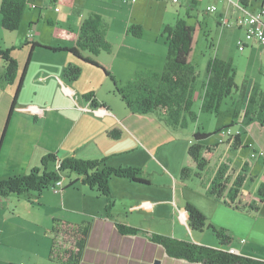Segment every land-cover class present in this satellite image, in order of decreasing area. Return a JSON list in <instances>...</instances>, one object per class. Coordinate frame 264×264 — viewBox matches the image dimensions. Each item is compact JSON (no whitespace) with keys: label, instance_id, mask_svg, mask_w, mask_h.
<instances>
[{"label":"rangeland","instance_id":"obj_1","mask_svg":"<svg viewBox=\"0 0 264 264\" xmlns=\"http://www.w3.org/2000/svg\"><path fill=\"white\" fill-rule=\"evenodd\" d=\"M72 1L74 5L75 1H77L78 3L76 6L83 7V12L85 14L90 11L88 8L91 9L88 6H85L87 5V0ZM141 1L144 4L143 10L141 11V18L144 22L140 25L143 27L144 33L147 37L144 41H138V43L143 44L150 40H155L156 37H158L155 27L158 23L163 21H165L166 26L168 24L172 25L177 19L182 18L186 20L190 26L195 28L194 46L190 61L197 67L199 73L197 79V91L195 93V103L193 106V110L198 114V121L190 123L189 127L182 133L174 134L167 128L169 134H171L175 140L164 143L156 155L150 154L147 151H142L141 149L137 150V148L134 150L136 146H133L135 145L134 142L130 141L129 151L131 150L133 152H130L129 154L128 151V153L124 155L122 158L124 162L123 164H119V167L131 166L141 168L144 171V177L148 178L152 185H138L127 179L121 180L114 178L113 181L115 182L114 187L116 190L125 191L130 195L139 197V205L142 204L141 208L128 210L127 213L121 212L120 214L117 212L119 214L117 217L124 221L125 223H122L126 225L141 228L142 231L146 232L147 238L151 237L152 234L173 235V237L178 239L217 249L228 250L229 248H232L238 252H243L242 255H246L245 253L256 254L255 256L248 257L264 260V203L261 204L259 202V195L257 193L259 185L264 182V161L262 159H252V167L249 172L250 177L244 187L243 196L241 197L243 204L247 205V207L249 206L247 211L230 208L225 204L224 200L218 201L211 199L206 192L219 165L226 160L228 163L230 162L233 170L238 171V168L242 165V159H246L248 156L251 157L248 148H243L239 151L231 149L230 152L225 148H221L212 155L209 170L202 173L200 177L196 176L194 167L191 169V176L186 180H181L180 175L182 168L190 164V162H188V147L191 140H194L193 134L197 130L212 133L213 136L204 142V144L220 143L226 138V135L215 133L216 130L231 124L233 120L234 107L232 104L233 101L230 98L225 100L219 115L201 111L202 99L200 94L202 91V84L206 80L208 61L214 57L231 59L237 71L236 82L239 86H241L246 80L251 85L259 84L264 88V56L262 55L260 46L257 44L253 45V41L245 36V31L236 28H225L217 23L219 13L227 9V4H224L219 0H199V3H194L192 0H180V4H174L172 0ZM120 2L121 3L118 4V7L115 8L119 14H122L121 16L127 15L132 11L130 5L123 4L121 0ZM31 3L32 5L36 4L39 9L34 10L36 8L31 7L33 10H26L22 27L17 32H9L1 27V50H7L3 49V43H7L9 49H13L12 53L16 51L17 54H27L29 57L32 46L31 44H20L18 36L22 37L23 35L30 36L29 39H32V36L43 45H45V43H49V45H60L66 40L63 32L67 29L65 25H55V27L52 28L48 25L47 21H41L38 29H35L34 24H31L30 26V19L33 18V15L38 16L40 12L49 14V11L52 10L54 13H58L61 9L63 10V13H66L68 12L67 9L59 6V11L55 12L56 8L54 9V7H52L50 0H31ZM213 5L217 6L219 9L218 12L207 13L208 6ZM47 10L49 11L46 12ZM31 27L35 30H32ZM163 30L161 32L160 44L161 42L162 44L165 43V39L162 36ZM52 32L56 33V39L53 43L50 42L53 40L51 37ZM110 34L112 35L114 33L111 32ZM60 39L64 41L62 42ZM239 39H244V41L249 44L245 51L239 49ZM113 40V43H116L115 38H113ZM15 45L16 47L14 48ZM54 48H56V46ZM164 48L167 53V47L164 46ZM104 53L108 54L106 52ZM64 58L69 57L68 55H65V53H52L47 49L42 50V48L36 47L33 57L34 65L31 70L35 69L42 72V70L48 69L45 66V63L50 62V65H52L56 60H64ZM2 64L4 66V62L0 56V69ZM164 64H160L156 71L162 70ZM23 69L24 67L21 68V71H23ZM1 70L5 75V69L3 68ZM92 72V70L86 71L75 85V88L81 92L83 102L85 101L84 96L86 94L91 92L95 94L101 107L89 109L90 112L94 111L96 114L101 115L102 113L100 111L105 108L108 109L109 114H112L111 111L114 110L113 112H115L118 106L122 107L121 98L115 94V84L120 88H125L132 80H117L113 78L111 72L110 75L112 77L102 75L99 77L96 75L97 77H95V74ZM36 74L37 71L30 72V79L32 78V81L30 82L47 90V93L43 96L40 104L48 107V110H57L62 104L61 96H59L58 99L56 98L57 91L60 89V91L65 93L64 95L66 96L68 94L66 89L67 85L59 79H57L56 83L54 78L41 81L35 76ZM27 88L29 87L25 88L24 95ZM67 96L70 100H74V97L72 98L70 95ZM234 97L238 98V95L234 94ZM26 98L30 99L27 95ZM12 101L13 100H11V102ZM88 103L91 105L90 102ZM11 106L12 103L9 106V112ZM33 108L34 107H32L31 110H33ZM17 111H20V109H17ZM109 114L106 112L105 115ZM251 124L253 123L248 125L237 124L230 127V129L233 133H237L246 128V134H244L243 137L244 143L248 142L251 135H257L259 138L257 139L256 136V139L264 146V127H261L258 122H254V126L256 125V127L248 129V126ZM4 135L5 132L3 133V137ZM75 136L76 131L73 137ZM225 140H227V138ZM111 142L115 143L113 140H111ZM70 144L71 143L68 140L63 149L69 150L67 148L71 146ZM56 156L58 157V161L50 162L49 167L47 168L48 171L56 170L62 161L66 159L64 152L61 151V149L60 153H57ZM35 169H39L40 172L43 171L42 159L39 162V166L32 168L28 174ZM10 177L0 178V181ZM75 178L76 176L74 174L72 175L67 172L63 173L62 180L65 183V187ZM85 188L87 189V187L83 186L81 181H78L73 186L68 187L66 190H70L64 195L62 194L66 190L62 189V191L64 190L63 192L60 191V193L55 194L52 187H50L43 192V195L31 192L30 194H15L8 198H0L1 202H6V210L8 209L7 206L9 204L11 205V209L7 212H2V219L10 228L9 231L7 230L6 239L7 241H9V239L12 241V244H10L9 247H1L0 264H30L26 257L22 258L24 256H22V247H28V252L33 253L32 256L34 257L35 255H38V253H36V251L39 250L38 245L41 246V252H46L47 250L44 246L45 238L41 233L40 225L49 226L53 223L52 221L55 218L57 220H64L81 225L84 221L90 222L92 217H96L95 215L98 210H92L88 214L84 213L86 208H84L83 191ZM98 195L100 196V194ZM187 203H194L193 205L202 211L208 218V225L211 224L218 230L224 231V233L230 237V240L223 243L212 229L208 227L205 228L204 231L191 230L188 224V215L185 210ZM256 205L260 206L258 211L250 209V206ZM85 214L89 219H85ZM1 223L4 222L1 220ZM14 232L18 234L17 239L14 237ZM143 242H141L142 245H144ZM117 244L120 245V242L118 241ZM126 244L131 246L130 242H127ZM140 247L143 246L137 247L136 254L139 258L138 262L134 264H141L140 258H144V260L147 261L146 264H155L157 260L161 261V264H187L184 260L168 257L160 245L150 244L142 249H140ZM115 251H117V249H115Z\"/></svg>","mask_w":264,"mask_h":264},{"label":"trees","instance_id":"obj_2","mask_svg":"<svg viewBox=\"0 0 264 264\" xmlns=\"http://www.w3.org/2000/svg\"><path fill=\"white\" fill-rule=\"evenodd\" d=\"M50 1L52 5H56L58 0ZM137 2L138 0L129 2L124 0V3L130 6L135 5ZM173 3L179 4L180 0L178 3ZM240 3L243 8H247L245 0H240ZM28 4L29 0H2L0 6L2 28L9 32L18 31ZM217 12L218 8L215 13ZM222 18L218 19V24L224 27L221 24ZM110 27L107 18L100 13L91 12L81 24L75 46L53 50L69 52L77 60L97 67L103 70L107 76L112 77L95 60L100 54L104 52L111 53L113 50L114 45L108 39ZM236 29L245 31L241 28ZM194 32L195 28L182 18L177 19L172 25H166L162 33L167 46V56L163 69L160 71H137L132 81L125 88H120L115 84V94L121 98L131 113L155 116L167 128L177 133H182L189 127L190 123L198 121V114L193 110V106L199 73L197 67L190 61L194 46ZM127 34L137 39L143 38L144 29L141 25H131L127 29ZM245 36H247L246 32ZM240 40L244 41V39ZM27 44H31L32 47L20 76L18 74V62L12 56L13 49L5 51L0 49V56L5 69L4 79L9 84H13L18 80L8 120L18 103L33 53L36 47H43L38 42H27L25 45ZM248 46L249 44L246 43L244 49H241L240 46L239 49L245 51ZM81 75L82 67L73 63L69 64L64 71V77L70 82H76ZM236 75L237 71L231 59L214 57L208 61L206 80L202 84L200 94L202 99L201 111L219 115L225 100L229 98L233 101L234 107L231 124L217 129L215 133L231 130L230 127L237 125L239 120H241V124L248 125L252 122H258L264 127V88L258 84H253L250 87L249 82L246 80L239 86L236 82ZM234 94H237L238 98H235ZM84 98L91 103V107H99L93 92L86 94ZM121 136L122 132L117 128L109 132V137L112 139L119 140ZM212 136V133L200 130L193 134L194 140H191L188 147V162L190 164L182 168L181 180H186L191 176L192 167L195 168L198 177L208 171L211 157L220 145H228L234 151L243 148L249 149L248 146L243 144L241 133H232L227 137V140L225 138L220 143H205V145L204 142ZM256 153L257 150L252 148V159L256 157ZM251 158L242 159V165L238 168V171L233 170L230 162L223 161L215 174L213 173L212 182L206 192L208 197L218 201L224 200L230 208L247 211L249 206L243 204L241 197L250 177ZM57 161L58 157L55 154L47 155L42 159V172L35 169L29 174L15 175L0 181V198H8L15 194H30L31 192L41 195L45 190L55 185L56 182L62 180L63 173L67 172L74 174L76 178L63 189L66 190L76 182L81 181L83 185L106 198L105 215L110 217L115 204L110 186V182L114 177L127 179L134 184L151 185V181L144 177V171L141 168L131 166L113 167L107 164V159L66 158L56 170L48 171L47 168L50 162ZM257 193L259 202L263 204L264 182L259 185ZM250 209L258 211L260 206H250ZM185 210L191 230L204 231L208 227L223 243L230 240V237L224 231L218 230L211 224L208 225V218L195 205L187 203ZM115 226L119 234L123 236H136L141 232L139 228L120 222H117ZM92 230V221L74 225L67 221L55 219L52 228L48 230L51 237L50 259L60 264H81ZM150 241L160 245L168 257L192 264H264V260L172 236L152 234Z\"/></svg>","mask_w":264,"mask_h":264},{"label":"crops","instance_id":"obj_3","mask_svg":"<svg viewBox=\"0 0 264 264\" xmlns=\"http://www.w3.org/2000/svg\"><path fill=\"white\" fill-rule=\"evenodd\" d=\"M1 1L2 0H0V6ZM121 1L123 4L128 5L124 3V0ZM219 1L223 2L224 4L226 3L227 9L219 13L217 23L220 17L230 19L245 15V12L238 6H236L238 2L237 0ZM192 2L199 3V0H192ZM77 3L78 2L75 1L74 5L72 0H58L57 4L52 5V7H54L55 9L56 7L60 8L59 6H62V8L65 7L68 12L63 13V10L61 9L58 13H54L52 10H47L46 12L49 11V14L40 12L38 16L33 15V18L30 19V26L31 24H34L35 29H38L41 21H47L48 25L52 28H54L55 25H65L67 29L63 32L66 40H63V42L62 39H60L63 42L62 44L49 45V43H45V45H43L32 36V39H29L30 36L26 35H23L22 37L18 36L20 44L24 43L25 45L30 41L38 42L43 46L39 47L42 48V50L47 49L52 53H65V55H68L69 58H64V60H56V62H54V64L52 65H50V62L45 63V66L48 69L42 70V72H40V70H31L34 65L33 57L36 50L34 51L32 60L29 64V69L25 78L24 85L20 93V97L18 100L19 103L17 105L18 107L16 106V109L15 111H13L9 120V106L12 103L11 100H13L18 81L13 84H9L4 79V74L1 70L4 68V66L3 64L1 65L0 178L28 174V172L32 168H36L37 166H39V162L41 159H43L48 154L56 155L57 153H60V149L64 152V156L66 158L76 157L85 160L107 159L108 165L119 167V164H123L124 162L122 158L129 151L130 141L134 142L135 145L133 146H136L134 150H136L137 148V150L141 149L142 151H147L150 154L156 155L158 153V150L164 143L175 140V138L172 137L171 134H169L167 127L164 126L159 120L158 122L155 116L133 114L122 102V107L118 106L115 112H113L114 110L112 109V114H109L108 109L105 108H101V115L96 114L94 111L90 112L89 109L100 108L101 106L99 105V107H91V105L86 100L84 102L82 101L81 97L83 96L81 92L75 88V85L79 80H77L76 82H70L64 77V71L67 68L66 66L71 63L81 66L82 75L85 74L86 71L92 70V73L95 74V77H99L100 75L106 77L108 76L103 70L75 59L69 52L53 50L55 49V46L56 48L74 47L79 36L81 24L84 19H86L91 12L100 13L104 17H107L111 25L108 39L114 46L111 53H102L98 57H96L95 60L98 61L99 64H101L109 73L111 72L113 78L117 80H132L137 71L158 70L160 64L165 63L167 53L164 46L166 45L165 43L162 44V42L160 44L161 32L165 27V21L158 23L155 27V31L157 32L158 36L155 40H150L149 42L140 44L138 43V41L142 42L147 37L145 33L143 38L137 39L128 35L127 29L131 25H140L144 22V20L141 18V11L143 10L144 6L141 0H138L135 5L131 6L132 11L124 16H121L122 14H119L115 8L118 7V4L121 3L120 0H87V5L85 6L91 8H88V10L90 11L87 14L83 12V7L76 6ZM245 4L247 6L246 9L249 12H255L256 10L259 11L264 8V0H245ZM32 6L33 5L31 3V0H29V4L26 10H33L31 9ZM34 6L36 8L34 10L39 9L36 4ZM1 27L0 14V29ZM31 29L35 30L33 29V27H31ZM111 32L114 34L111 35ZM55 34L56 33L53 32L51 34L53 40H51L50 42L52 43L56 39ZM113 38H115L116 43H113ZM3 44V49H9V45L7 43ZM252 44L254 45L255 43ZM259 46L262 51V55L264 56V47H262L261 45ZM15 47L16 45L14 46V48ZM0 49H2V44L0 45ZM12 54L13 58L18 62V74L20 75L22 72L21 68L25 66L28 56L27 54H17L16 51ZM31 71H37V74L35 76H37L41 81L51 80V78H54L57 83V79H59L61 82L67 85V95H70L72 98L74 97V100H70L67 95H64L65 93L61 92L60 89H58L56 98L58 99V97L61 96V107L57 110H48V107L40 104L43 96L46 95L47 90H44L43 87H40L39 85L36 86L35 84L30 82L32 81V78L30 79ZM251 86L252 85L250 84V87ZM26 87L29 88H27V91L24 95L23 93ZM26 95L30 99H27ZM32 107H34L35 109L33 108V110H31ZM79 108L83 110H80ZM17 109H20V111H17ZM106 112L110 116L105 115ZM252 123L253 124L248 126V129L256 127V125L254 126V122ZM238 124H241V120H239ZM261 127L263 126L261 125ZM115 128L119 129L122 132L121 139L119 140H114L109 137V132ZM75 131L76 136L73 137V135H75ZM245 131L246 128H244L243 131H238V133H241L242 141L244 134H246ZM4 132L5 135L3 137ZM172 133L176 134L177 132L172 131ZM256 136L257 135H251L252 138L249 137L248 142L244 143L243 141V144L249 147V152L251 155L252 148H255L257 150L256 157L254 159H262L264 161V146L259 143V141L257 140L259 137L257 136L256 139ZM68 140L70 141L71 146L67 148L69 150H65L63 149V147ZM111 140L115 141V143H112ZM221 148L227 149L228 152L231 151V148L225 144L221 145L218 150H220ZM130 152L133 151L130 150L129 154ZM246 158L249 159L251 157L248 156ZM113 179L111 180L110 185L115 204L112 210V215L110 217H107L105 215V206L107 204V200L105 199V197L101 195L99 196L95 190H91L89 187L83 185L88 189L87 190L85 188V190L83 191L84 208H86L84 213L88 214L92 210L98 211L95 215L96 217H92L91 220L93 222V230L91 232L84 259L81 264H134L138 262L139 258L136 254L138 246L146 247V245L150 244L157 245L149 240V236V238H147L146 232L142 231L141 228H139L141 232L136 236H123L119 234L115 224L117 222L122 223L124 221L120 220L117 217L119 216L117 212H119L120 214L121 212L127 213L128 210H136L138 208H141L142 204L139 205V197L130 195L125 191L116 190L114 187L115 182L113 181ZM68 190L64 191L62 195H64ZM41 195H43V193ZM5 203V201L1 202L0 200V249L3 246L9 247L10 244H12L11 239L8 238L9 241H7L6 239L7 230L9 231L10 228L2 219V212H7L9 209H11V205L9 204L7 206L8 209L6 210ZM86 218L89 219L85 214V219ZM55 219H53V223ZM1 220L4 223H1ZM53 223L49 226H39L41 228V233L45 238V240L44 238L43 240L44 246L47 250L46 252H41V246L38 245L39 250L36 251L38 255H35L34 257L32 256L33 253L28 252V247H22V256L24 255L22 258L26 257V259L29 260L30 264H60L59 262L52 261L50 259L51 237L48 234V230L52 228ZM71 224L77 225L75 223ZM14 233L15 239H17L18 234L16 232ZM118 241L120 242V245L117 244ZM127 242H130L131 246H128L126 244ZM141 242H143L144 245H142ZM143 247H140V249H142ZM115 249H117V251H115ZM228 250L243 254V252H238L237 250L232 248H229ZM245 254L246 255L244 256L256 255L251 253ZM140 259L141 264H146L147 261L144 260V258ZM185 262L187 264L189 263L187 261Z\"/></svg>","mask_w":264,"mask_h":264},{"label":"built area","instance_id":"obj_4","mask_svg":"<svg viewBox=\"0 0 264 264\" xmlns=\"http://www.w3.org/2000/svg\"><path fill=\"white\" fill-rule=\"evenodd\" d=\"M133 1V0H125ZM225 1V0H221ZM237 5L240 9L245 12V15L239 16L237 18H222L221 24L226 28H241L244 29L249 40H252L253 43L261 45L264 47V8L259 11L249 12L246 8H243L240 0H237ZM173 2L178 3L179 0H173ZM32 7H35L34 5ZM56 11H59V8L56 7ZM207 11L210 13H215L217 11L216 6H209ZM239 46L241 49H244L246 43L242 40L239 41ZM233 132L231 130L224 131L222 134L226 135V138L230 136ZM225 139V138H224ZM64 187L63 180H60L52 186L53 192L55 194L62 192Z\"/></svg>","mask_w":264,"mask_h":264},{"label":"water","instance_id":"obj_5","mask_svg":"<svg viewBox=\"0 0 264 264\" xmlns=\"http://www.w3.org/2000/svg\"><path fill=\"white\" fill-rule=\"evenodd\" d=\"M155 264H161V261L157 260V261L155 262Z\"/></svg>","mask_w":264,"mask_h":264}]
</instances>
